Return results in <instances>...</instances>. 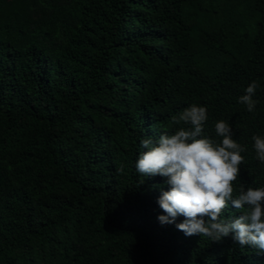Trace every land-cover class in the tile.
Masks as SVG:
<instances>
[{
    "label": "trees",
    "instance_id": "16d2710c",
    "mask_svg": "<svg viewBox=\"0 0 264 264\" xmlns=\"http://www.w3.org/2000/svg\"><path fill=\"white\" fill-rule=\"evenodd\" d=\"M193 103L246 147L234 188L264 186V0H0V264H264L161 224L166 178L134 168Z\"/></svg>",
    "mask_w": 264,
    "mask_h": 264
},
{
    "label": "clouds",
    "instance_id": "9594fccd",
    "mask_svg": "<svg viewBox=\"0 0 264 264\" xmlns=\"http://www.w3.org/2000/svg\"><path fill=\"white\" fill-rule=\"evenodd\" d=\"M258 87L253 80L238 98L249 113H254L259 103L253 99ZM207 118L206 107L195 103L185 107L172 117V123L178 126L174 133L140 140L143 151L134 168L141 176L166 178L169 188L157 200L164 213L157 217L161 224H173L182 216L183 222L175 226L185 236L220 241L231 233L233 242L241 247L250 245L264 252V186L245 189L239 182L234 188L246 147L232 138L233 130L225 120L214 125L216 135L222 139L206 136ZM251 139L255 158L264 164V135L254 134ZM229 205L241 214L222 218Z\"/></svg>",
    "mask_w": 264,
    "mask_h": 264
}]
</instances>
